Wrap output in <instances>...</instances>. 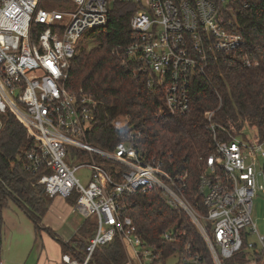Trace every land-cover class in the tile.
<instances>
[{
	"label": "built area",
	"instance_id": "built-area-1",
	"mask_svg": "<svg viewBox=\"0 0 264 264\" xmlns=\"http://www.w3.org/2000/svg\"><path fill=\"white\" fill-rule=\"evenodd\" d=\"M61 9L43 10L42 0H0V115L10 113L35 143L23 156L22 172L50 199L75 198V211L94 219V235L83 258L59 264H89L95 251L117 240L126 264H152L162 251L148 247L127 212L137 194L158 190L166 204L183 212L202 237L214 264L241 257L244 264H264V235L252 219L258 190L257 166L264 161V136L256 127L245 140L230 136L204 112L213 154L199 175L197 194L205 214L185 196L187 174L171 176L140 148V132L129 131L113 149L88 142L99 103L88 94L69 91L66 80L78 42L107 22L111 4L134 7L130 39L111 54L121 67L143 78L150 93L161 92L170 115L190 109L191 89L207 78L210 64L225 59L245 69L258 62L242 52L234 17L249 4L243 0H50ZM161 111H159V114ZM264 131V130H263ZM225 133L229 139L219 137ZM145 137V136H144ZM85 171L80 181V172ZM1 214V212H0ZM1 218V216H0ZM243 232V234H242ZM245 239H244V237ZM171 241V233L163 234ZM252 238L253 243H247ZM0 225V264L1 261ZM178 264H201L188 243L176 251Z\"/></svg>",
	"mask_w": 264,
	"mask_h": 264
},
{
	"label": "trees",
	"instance_id": "trees-1",
	"mask_svg": "<svg viewBox=\"0 0 264 264\" xmlns=\"http://www.w3.org/2000/svg\"><path fill=\"white\" fill-rule=\"evenodd\" d=\"M243 1L249 7L237 11L234 27L243 39L242 53L257 61L258 67L245 69L239 62L225 59L210 64L208 79L198 78L194 82L190 109L184 115L168 114L162 93H150L143 78L122 68L111 54L116 45H124L130 39L129 21L134 7L129 4L114 2L106 24L84 34L65 83L69 91H82L99 103L96 121L87 136L90 144L111 150L129 131L140 132V148L155 157L164 171L171 176L188 175L185 196L201 214H205V208L197 194V182L206 167V159L213 154L204 112L215 111L213 121L230 136L247 140L253 134L250 131L253 126L264 136V0ZM85 38L90 40L89 47L82 45ZM0 124V212L12 201L30 218L37 233L46 231L55 238L53 231L41 223L51 200L41 187L28 183L22 172L23 156L34 149L35 143L12 114L0 115ZM219 137L229 139L223 132ZM262 168L264 171V162ZM65 201L70 206L75 204L74 197ZM129 202L132 203L127 212L144 244L162 251L160 259L152 264H167L188 243L191 251L200 255L201 264H214L189 218L169 207L158 190L137 194ZM94 231L95 224L88 220L80 229L87 241ZM166 232L171 233V241L163 242ZM57 242L63 254L83 258L86 243L76 247ZM126 263L123 247L114 240L95 251L89 264ZM223 264H244V261L234 257Z\"/></svg>",
	"mask_w": 264,
	"mask_h": 264
},
{
	"label": "rangeland",
	"instance_id": "rangeland-1",
	"mask_svg": "<svg viewBox=\"0 0 264 264\" xmlns=\"http://www.w3.org/2000/svg\"><path fill=\"white\" fill-rule=\"evenodd\" d=\"M39 7L43 10L52 8L61 9L63 4L60 3L52 6L50 0H42ZM89 42L90 40L85 38L82 40V45L89 47ZM263 162V160H260L259 166H257L258 173L261 171L260 169ZM79 174L80 176L78 177L80 181H83L85 177L82 175L86 174L85 171H81ZM257 184L264 187V176L258 177ZM41 195H43V193ZM72 207L75 210V204ZM0 216L3 222L1 229V261L4 264H44L48 260L56 261L59 258L60 245L56 239H53L56 242L53 241L51 239L53 237L46 231L37 233L30 218L15 203L12 201L7 202L6 206L1 209ZM251 216L257 226L258 232L264 235V192L261 190L257 191L253 200ZM86 220L90 221V223H94V219L90 220L86 218ZM54 237L56 238L55 234ZM50 240L52 242H50ZM45 241L47 243H45ZM78 241H80V243ZM86 242L87 240L83 233L79 231L77 236L66 243L79 247L81 243L85 244ZM247 243H253V239L248 238ZM43 244L44 246H42ZM69 257L71 258L72 256L68 253L63 254L61 252L60 259ZM176 262L177 259L172 257L168 260L167 264H175Z\"/></svg>",
	"mask_w": 264,
	"mask_h": 264
},
{
	"label": "crops",
	"instance_id": "crops-1",
	"mask_svg": "<svg viewBox=\"0 0 264 264\" xmlns=\"http://www.w3.org/2000/svg\"><path fill=\"white\" fill-rule=\"evenodd\" d=\"M51 203L48 206L47 212L42 218V225L53 231L56 235V241L68 242L73 237L77 236L80 229H82L86 217L76 212L74 208L66 203L65 200L60 198L51 199ZM91 220V219H90ZM3 222L1 224V229ZM55 241V240H53ZM55 241V242H56ZM50 242H52L50 240ZM45 243H47L45 241ZM44 246V244L42 245ZM59 258L56 261L48 260L44 264H59L61 258V248L59 247ZM130 264H138L136 261H132Z\"/></svg>",
	"mask_w": 264,
	"mask_h": 264
}]
</instances>
